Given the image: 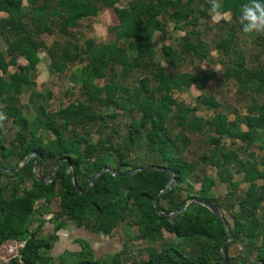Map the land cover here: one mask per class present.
<instances>
[{
	"label": "trees",
	"instance_id": "obj_1",
	"mask_svg": "<svg viewBox=\"0 0 264 264\" xmlns=\"http://www.w3.org/2000/svg\"><path fill=\"white\" fill-rule=\"evenodd\" d=\"M251 2L0 0V39L6 43L0 49V112L16 127L7 139L0 122V166L9 167L6 159L11 157L17 163L9 168L16 169L35 151L42 155L41 174L51 178L58 160L68 157L77 183L85 191L103 166L112 165L121 173L146 166L136 163L135 154H158L159 165L173 169L177 176L173 187L159 193L170 180L168 170L142 169L125 176L104 171L83 194L74 185L71 171L67 173L66 160L51 182L37 180L33 174L35 155L14 174L0 171V243L27 238L24 264H224L221 246L228 233L223 221L199 203L171 218L160 215L154 206L159 193L163 211L179 209L194 198L227 210L234 236L226 246L227 263L264 264V58L260 55H264V31H257L260 49L251 63L237 42L247 23L241 20L242 9ZM102 7L113 8L117 18L111 27L112 38L97 43L89 37L82 45L76 30L82 20L98 15ZM211 10L229 14L214 26L219 35L215 43L206 35L213 31ZM57 31L62 39L47 46L42 34ZM157 31L171 33L172 42L156 49L153 38ZM43 49L53 72L63 73L77 64L73 74L83 99L48 111L36 101L44 92L33 90L30 99L44 117L40 123L35 114L25 113L20 95L26 86L36 85ZM213 50L226 64L224 77L235 82L246 102L244 113L233 107V119L220 110L221 103L211 93H199L195 104L175 96L176 91L192 86L202 89L215 76L211 69H181L188 60H209ZM10 66L16 69L10 72ZM134 71L143 75L127 84L125 80ZM46 93L51 95L48 90ZM200 108L214 113L206 120L196 113ZM122 114L126 122L121 129L118 119ZM30 117H34L32 122ZM41 128L48 135L43 136ZM198 134L206 138L192 148ZM254 147L263 153L258 154ZM153 164L157 163L149 165ZM210 167L216 175L209 173ZM236 174L248 183L238 195ZM221 183L229 184L226 193L218 190ZM56 198L57 211L52 208ZM46 216L55 221V230L74 221L107 235L119 227L128 234L135 226L137 234L104 259H95L90 244L81 240L80 250L66 251L55 261L49 250L56 234L40 233ZM39 217L44 220L35 226ZM132 239L150 243L143 250L146 258L127 261L130 248L126 244ZM234 243L241 245L237 255L230 251ZM137 251L143 252L142 248Z\"/></svg>",
	"mask_w": 264,
	"mask_h": 264
},
{
	"label": "rangeland",
	"instance_id": "obj_2",
	"mask_svg": "<svg viewBox=\"0 0 264 264\" xmlns=\"http://www.w3.org/2000/svg\"><path fill=\"white\" fill-rule=\"evenodd\" d=\"M126 1L127 0H122V3L123 2L125 3ZM211 12L212 13H211V17L209 18V21H210V25L213 26L212 27L213 31L206 33V35L209 40H212L213 43H215L218 41L219 35H217V28L214 26H216V24L220 22L221 18L223 17L229 18V14L228 13L221 14L219 12H214L213 10H211ZM213 17H216V19H214ZM116 19L117 18L113 8L102 7L98 15L92 17L89 20L88 19L82 20L80 27L76 30L79 39L81 41V44L84 45V40L89 37L94 38L97 43L112 38L111 27L113 23L116 21ZM203 27L204 26L201 24L200 28ZM42 39L44 40L47 46H50L54 41L61 40L62 34H60V32L58 31L53 34L43 33ZM256 40H257V31L255 30L247 33L244 31H240L238 33V39H237L238 45L241 46V48L247 54L250 63L252 61L255 52H258L260 49V47L257 46L256 44ZM170 42H172L171 33L163 34L160 31L155 32L153 43L156 49H160L162 44L170 43ZM174 45H176V43H174ZM5 47H6V43L2 39H0V49H4ZM39 55L41 57V61L39 62L37 75L35 77L36 85L26 86L25 92L20 95V101L23 104H25L24 107L25 113L35 114L38 117L39 122L42 123L44 117L30 99L32 97L33 90L44 92V95L39 98L37 97L36 101L37 104L43 103L48 111H54L59 105L65 104L70 100L75 101L77 99H83V94L80 88V84L78 83L76 77L73 74L74 67H76L77 64L75 66L68 67L63 73L53 72L49 68L50 59L47 50L43 49L39 53ZM260 55L261 58H264L263 52H261ZM218 57H219V53L217 52V50H213L209 60L201 61V62L196 60L195 61L188 60L186 63H184L181 66L182 70L203 72L204 69H211L215 71L216 74L208 81V83L202 89L197 88L196 86H192L189 90H184L182 92L176 91L175 96L179 100L187 104H195L194 98L199 93H211L214 96H216V98L221 103L220 110L226 111L229 114V117L233 119L235 116L232 111L233 107H235L240 113H244L246 111V106H245L246 102L236 91L235 82L232 79H226L224 77L222 71L224 70L226 64L222 63L218 59ZM19 61L21 63H26V61L23 58H19ZM15 69L16 68L14 66H10L9 68L10 72L14 71ZM142 75L143 73L139 71H134L125 81L127 82V84H133ZM98 81L101 83L104 82L103 79H98ZM47 90L51 92L50 96H47L46 93ZM196 113L200 116H203L206 120H208L213 115L214 110L200 108ZM8 117L4 114V112L2 111L0 112V122H2L1 124H3L4 126V134L7 137V139L12 137L16 131V127H12L13 126L12 119ZM33 118L34 117L32 118L30 117L28 121L32 122ZM118 120L120 121L118 123L120 128L121 129L124 128L125 127L124 123L126 122L125 115L122 114ZM206 128H208V126H206ZM39 132L43 136L48 135V131H45L44 128L39 129ZM93 134H95L94 131ZM205 138L206 136L201 134L194 136L192 148L197 146V144H202ZM254 149L257 151L258 154L263 153V150L259 149L258 147L256 148L254 147ZM6 160L10 168L14 167L17 163L16 160L13 161L11 157L7 158ZM135 161L137 164L146 165V166L151 163H157V164L162 163L161 157L158 154H153L150 156H146L140 153L135 154ZM208 171L210 174L216 175L215 169L210 167ZM235 179L240 182L239 187L236 191L238 195V193H240L245 188H247L248 183L242 180L243 177L241 174H236ZM228 190L229 188L227 187H225V189H221V188L219 189V191L223 193H226ZM52 208L55 211L59 210V199L57 198L54 199ZM224 212L232 222L229 212L227 210ZM136 234H137V229L135 226L129 230L128 234L123 230L122 227L117 228L113 235L116 236L118 235L120 242L118 249L121 250L122 248L125 247L124 244L125 239H128L129 236L135 238ZM149 244L150 243H147L143 239H132L128 241L126 245L130 249H129L127 261H132L133 259L146 258V255L144 254L143 250ZM157 245H159V243ZM240 246L241 245L238 243L232 244L230 250L231 254L237 255L240 250L239 248ZM139 248H142L143 252L141 254L137 251V249ZM103 257L106 258L107 254H105ZM94 258L101 259L99 251L94 253Z\"/></svg>",
	"mask_w": 264,
	"mask_h": 264
},
{
	"label": "water",
	"instance_id": "obj_3",
	"mask_svg": "<svg viewBox=\"0 0 264 264\" xmlns=\"http://www.w3.org/2000/svg\"><path fill=\"white\" fill-rule=\"evenodd\" d=\"M35 155L37 156V159L34 162L33 174H34V176H35V178L37 180L42 181V182H46V183L51 182L55 178V176H56V174H57L62 162L64 160H66L67 161L66 171H67V173H70V171H71L70 176H71V179L74 182V185L76 186L77 190L80 193H83V194L87 193L92 188V186L94 185L95 181L99 178V176L104 171H109L113 175H124L125 176V175H131V174H133V173H135V172H137L139 170H142V169H163V170L165 169V170H168L171 173L170 180L168 181L166 187L161 189L159 193L166 191L167 188L173 187L175 185V183L177 182L176 172L173 169H171V168H168L166 166H162V165H159V164H153V165H147V166H142V167H136V168H133V169L121 172V173L117 172L112 165H105L101 169H99L98 172H96V174L92 177L87 189L84 191V190H82L80 188L79 184L77 183L76 177L73 174V168H72L71 160L68 157H63V158H60L58 160V162L56 163V165H55V167L53 169L51 178H48L47 176H44V175L41 174L42 155L40 153L35 152V151L29 153L25 157V159L22 162H20V164L18 165V167L16 169H10L9 167L0 166V171L14 174L18 170H21L22 167H24L27 164V162ZM158 194L154 198V206H155L156 211L158 212V214L163 215V216H165L167 218H171L174 215H176L177 213L185 211L189 206H191V205H193L195 203L203 204L204 206L208 207L216 216H218L223 221V223L225 224L226 229H227V233H228L227 239L225 240V242L221 246L222 261H223L224 264H228L226 259H225V250H226L227 244L230 243L233 240L234 236H233V232H232V225L233 224H231L230 219L225 214L224 210L218 204H215L213 202H210V201H207V200H204V199L194 198L191 201H189L185 206H183V207H181L179 209H176V210H173V211H163V210H161V208L159 206V203H158Z\"/></svg>",
	"mask_w": 264,
	"mask_h": 264
},
{
	"label": "crops",
	"instance_id": "obj_4",
	"mask_svg": "<svg viewBox=\"0 0 264 264\" xmlns=\"http://www.w3.org/2000/svg\"><path fill=\"white\" fill-rule=\"evenodd\" d=\"M226 185V186H225ZM229 188L226 183L218 185V190ZM45 221L42 217H39L34 222L35 226H38L40 222H43L40 233L43 235H50L55 233L56 238L52 242V247L49 250V254L53 256L55 261L58 260L59 256L66 251L80 250L81 240H84L90 244L94 253L99 251L101 259H104V255H111L115 251L119 250V238L118 235H107L99 232L92 231L83 225H79L74 221H69L66 226L55 230V221L49 216L45 217Z\"/></svg>",
	"mask_w": 264,
	"mask_h": 264
},
{
	"label": "clouds",
	"instance_id": "obj_5",
	"mask_svg": "<svg viewBox=\"0 0 264 264\" xmlns=\"http://www.w3.org/2000/svg\"><path fill=\"white\" fill-rule=\"evenodd\" d=\"M216 5H213L215 10ZM216 19V17H213ZM242 21H247L243 24L244 32L264 31V2L262 0H252L250 5H245L242 9Z\"/></svg>",
	"mask_w": 264,
	"mask_h": 264
},
{
	"label": "built area",
	"instance_id": "obj_6",
	"mask_svg": "<svg viewBox=\"0 0 264 264\" xmlns=\"http://www.w3.org/2000/svg\"><path fill=\"white\" fill-rule=\"evenodd\" d=\"M27 238H8L0 243V264H24Z\"/></svg>",
	"mask_w": 264,
	"mask_h": 264
}]
</instances>
